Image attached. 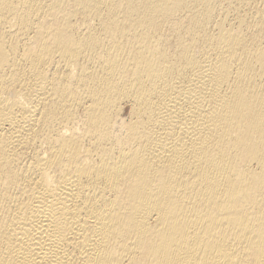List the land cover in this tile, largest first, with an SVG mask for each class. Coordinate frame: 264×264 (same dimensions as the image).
I'll return each instance as SVG.
<instances>
[{
	"label": "bare ground",
	"instance_id": "6f19581e",
	"mask_svg": "<svg viewBox=\"0 0 264 264\" xmlns=\"http://www.w3.org/2000/svg\"><path fill=\"white\" fill-rule=\"evenodd\" d=\"M0 264H264V0H0Z\"/></svg>",
	"mask_w": 264,
	"mask_h": 264
}]
</instances>
